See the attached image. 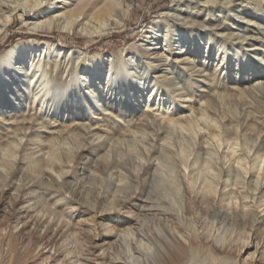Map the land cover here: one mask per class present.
Segmentation results:
<instances>
[{
    "label": "bare ground",
    "instance_id": "1",
    "mask_svg": "<svg viewBox=\"0 0 264 264\" xmlns=\"http://www.w3.org/2000/svg\"><path fill=\"white\" fill-rule=\"evenodd\" d=\"M171 1L176 6H184L183 4L186 3L188 7L193 4L192 9L189 12L185 11L188 20L180 23L176 32L171 30L169 22L177 19L166 14L164 22L167 29L164 30L155 24L146 30L141 38L144 43L133 46L140 51L142 57L147 59L163 57L154 64L147 63L148 70L144 72L145 74L137 70L129 72V64L121 52L109 63L98 68L94 63V57L90 59L92 63L87 64L90 61L86 62L83 50L72 49L49 39L31 38L18 41L0 57V141L2 136L6 137L0 145L3 144L8 150L6 154L8 158L0 159V167L4 168L0 169V204L6 205L2 207L3 209L0 208V213L4 215L6 227H8L6 236L13 237L15 232L12 229L21 224L20 233L26 229L30 236L39 239V246L44 244L43 248L52 246L47 250L45 259L54 260L53 255H61L60 251L65 253L60 264L74 262L75 264H194L193 255L197 245L200 244L211 251V253L208 252L209 255L205 253L208 256L204 257L201 264H257L259 260L264 264V231L255 243V250L247 252L251 247L250 237L257 231L258 215L264 214V153H260L264 147V130L259 129L260 124L256 118L254 120L250 118L254 122L250 132L258 133L260 138L258 143L249 144L250 149L243 148V145L248 144L245 133L248 127L243 125L245 118L239 117L236 120V129L235 125L228 128L217 115L221 110L222 102L219 104L215 96L184 91L186 85L192 89L191 75L193 73L198 76L204 75L205 67L210 65L214 55H217L221 62L226 59L225 67H223L226 70L221 80L215 82L213 88L216 90L223 88L225 78L232 79L236 78L234 74L245 73L239 78L250 79L249 85L242 87L240 96H235L233 103L240 106L249 105L259 117L264 118V68H252L250 66L254 61L252 58L245 61L244 56L237 50L230 52L228 47L222 45L231 38L232 32L224 35V31L232 29L230 24L217 19L204 22L206 17L200 20V14L204 11L207 15L220 9L218 13L224 11L227 15L232 10L237 11L236 7L241 6L242 2L238 3L237 0ZM125 3L126 0H0V35L11 24L14 14L18 11H21V17H25L23 19H30L27 25L41 32H68L73 36L88 38L112 31L120 32L127 26L132 12L131 7ZM246 6L244 5L234 14L235 22L244 23V19H247L249 15L248 6ZM250 18L245 21V24H248L254 16ZM204 24H208V27ZM258 26H256L258 32L264 36V32ZM218 36L223 41H216ZM262 42L264 44V41ZM152 50L154 51L151 52ZM127 52L131 51L128 49ZM51 53L62 56H70L74 53L77 55L76 64L65 63V60H62L58 69L55 71V67L51 71L44 66V62H41V59H46V56L49 58ZM168 57L171 58L170 61L165 60ZM183 64H189L190 67L186 68ZM234 65L236 68H231ZM132 67L136 69L135 66L132 65ZM174 67L181 71L170 84L165 75H156L158 72L174 73L170 72ZM228 70H235V72L232 75L227 72ZM65 71L66 76L70 75V80L63 78ZM207 74L206 72L205 75ZM160 77H164V80H160ZM47 78H51V86H42V82ZM176 82L181 84V87H177L178 93L174 88L165 87L168 84L176 85ZM255 84H258L256 88L260 94L255 92ZM34 85H37L35 92L29 93ZM64 97L65 105L63 107L56 105L57 98L59 100ZM101 101L110 111L101 114L95 110L96 119L91 117L89 125L83 126L73 121L68 129L63 128L56 134L50 133L51 137L46 139L48 143L43 144L45 140H33L35 134L41 135L40 128L47 125L42 124L36 127V120L48 121L50 111L52 114L61 109V116H64L62 109L65 110L67 107L65 111L69 112V115L86 118L87 114ZM24 105L29 108L27 114L20 113ZM116 111L121 112L122 115L128 112L131 117L135 116L131 125L135 130L118 129L122 123L115 119L113 114ZM138 112L141 113L138 115ZM12 118H16L15 123L6 122ZM92 123L98 124L95 127L97 129L101 126L110 127L113 135L123 136L126 132L140 133V136H148L149 140L154 142L136 173L133 172L134 168L133 170L128 168L127 164L120 160L121 158L115 157L113 147L106 151L107 142L104 139L94 142L95 139H100V135L94 141H90L96 134H91ZM261 124L264 129V119ZM7 126L11 130L3 132ZM16 132H19L18 138L14 136ZM69 133L73 134L69 135ZM170 135L172 137L188 135L196 140L197 155L195 154L193 162H188L190 161L188 158L180 157L176 160L178 161L176 165L173 163L174 159L171 163L172 168H179V171L175 170L174 173L177 171L176 175L180 177L182 184L185 212L189 217L192 215V221L199 224L198 228L190 229V232L185 231V224L172 213V210L169 213L162 209L163 206L155 207L156 204L164 203L168 204V207L172 206L170 194L176 193L178 187L173 185V176L168 173L169 171L163 170L165 162L164 165L160 162L155 164L153 162L157 158L152 160V155L157 151L154 145H161L163 148L173 146ZM22 139H24L23 142H21ZM56 139L59 141L67 139L66 144L72 145H66L68 149L63 148L64 150L60 152H50L53 147L50 148L49 143ZM14 142L15 145L12 144ZM57 143L59 144L58 141ZM239 145H241L240 148H238ZM32 146L39 149L30 152L33 150ZM203 148H213L219 153L221 164L215 166L216 173L205 171L211 167V161L203 155L198 156ZM43 149L47 151H43L39 156H33ZM181 150L180 148V152ZM93 151L96 152L97 159L82 161L85 155ZM211 154L209 156L213 155ZM183 155L185 156L182 152ZM195 163H203L204 166L198 169L194 167ZM64 165L66 167L62 169ZM154 166L155 170L152 173L149 172V169ZM79 170H82L84 178L89 180L99 178L102 174L112 175L119 172L118 181L123 180L122 170L123 175L136 183L116 185V190L122 194L116 195L113 204L99 209L98 213L92 211L95 216H108L117 211L118 207L121 209L132 205L133 199L143 202V210L136 213L135 218H129L128 215L118 218L115 223L106 225L104 231L99 234L90 224L93 218L90 221L83 219L81 222L78 220L70 223L57 216L54 211L45 213L42 209L43 205L39 208L34 206V203L41 199V194L44 195L47 192L49 195L56 191V188L71 194L77 193L69 187L67 179L76 175ZM52 171L62 178L61 181H58L57 177H52ZM35 174H41L45 181L37 179ZM16 180H20L21 183L17 184L15 192L4 197L6 189L10 185L15 186ZM32 185H44L41 187L43 188L41 194L39 192L33 194ZM229 185L233 186L229 193L233 196L230 201L224 203L227 199L224 197L227 192L225 189ZM243 185L247 187L245 191L241 190ZM96 202H99V198H96ZM76 204L90 210L94 207L85 205L82 201H76ZM136 205L140 206V204ZM226 210H229L232 215L230 218L226 217L224 212ZM79 223L86 227H80ZM87 233L93 234L95 246H91V250H86L90 255L88 258L84 256L81 258L68 245L74 244L80 235ZM236 236L239 241L240 257L238 261L232 263L230 260L232 258L227 254ZM103 239L108 241L99 244ZM216 242L219 244L217 245ZM119 248L124 256L112 257L116 256L114 253ZM215 253L223 254L219 258L222 260L214 261Z\"/></svg>",
    "mask_w": 264,
    "mask_h": 264
},
{
    "label": "rangeland",
    "instance_id": "2",
    "mask_svg": "<svg viewBox=\"0 0 264 264\" xmlns=\"http://www.w3.org/2000/svg\"><path fill=\"white\" fill-rule=\"evenodd\" d=\"M221 1L223 2V0ZM237 2L238 3L242 2V5L241 6L238 5V7H236L237 11H233V10L230 11V14H227L228 16L225 15L224 11L221 13H218L217 11L220 9H216L214 12H211L207 15H205V11L202 12L200 14V20L206 17L204 22H208L209 19H213V20L217 19L219 21H225L228 24H230V26H232V29L230 31H224V35H226L228 32H232V35H230L231 38L228 41H226V43L224 42L225 44L222 43V45L225 46L226 48L228 47L230 52H234L233 50H237L239 54L244 56L245 61L252 58L254 60L252 64H250L252 68L254 69L262 68L263 69L264 68V44L262 41H264V36L258 32L256 26L260 25L258 26V28L262 32H264V0H243V1L237 0ZM125 5L130 6L132 9L131 16L127 22V26L120 32L112 31L109 33H104L101 35L94 36L92 38L77 37V36H73L69 34L68 32L54 31V32L46 33V32L38 31L36 29H32L30 25H27L30 19L29 18L23 19L25 17H21L20 15L21 11H18L14 14V19L11 22V24L5 30H3V32L0 35V57L13 44H15L18 41H26L31 38L32 39L33 38L49 39L53 41L54 43L65 45L72 49H76L79 51L83 50V56L86 59V62L90 61V59L94 57L95 58L94 63L96 64L98 68L109 63L112 58H114L115 56L118 55L119 52H121L122 55L124 56V59L129 64V72H135V70H137L141 74H145L144 72L148 70L146 69L147 63L154 64L156 63V61H159L161 58L163 59V57H159L156 59H147L146 57H142L140 51H138L136 47L134 48L133 46L136 44L138 45L142 43L143 41L141 38L143 37V35H145L146 30L150 29V27L154 26L155 24H158L164 30L167 29L168 27L165 28L166 23L164 22V16L166 14H168L169 16L172 15L174 19H177V20L169 22L171 30L173 32H176V30L179 28V24L188 20L187 13H185V11L189 12L192 9L193 4L187 7L186 3L183 4L184 6H176L171 0H126ZM244 5L248 6V7L246 6L248 8V15H249L247 19H249L251 16H254V18H252V20H250L248 24H245V21L247 19H244V23L234 21V14H236L240 8H243ZM243 17L244 15L242 16V18ZM251 23H253L256 26L253 28L254 25L251 26L250 25ZM204 25L205 27H208V24H204ZM243 37H245V39H243ZM216 38H217L216 41H219V42L223 41V39H221L220 36ZM230 40H232V42H229ZM128 49L129 51H131L130 53L127 52ZM153 51L154 50H152L151 52ZM76 56L77 55L74 53L70 54V56L68 55L62 56V55H57V53H51L49 58H47L46 56V59L44 60L41 59V62L42 63L44 62V66L45 67L47 66L48 69H50L51 71H53V69L56 67L55 68V71H56L58 69V65L63 62L62 60H65V63L69 62L72 64H76V61H77ZM165 60L170 61L171 58L168 57ZM225 61L226 59H224L221 62L220 58H218L217 55H214V59L210 61V65L205 67L204 75L198 76L196 75V73L195 74L193 73L191 75L192 76L191 81L193 83V86L191 87L192 89H189V87L186 85L184 87V91L189 90L191 94H200V95L210 94V95L215 96L219 104L220 102H222L223 104V105L220 104L221 110L218 111L217 115L219 116L220 119H222V121L225 122L226 127L228 128H232L235 125L234 128L236 129L237 128L236 120L239 119V117L245 118L243 125L248 127V129L245 130L248 144L243 145V148L250 149L248 147H250V145L253 143H258L259 138H260L258 133L250 132L251 131L250 127L254 125L253 124L254 122L251 121V119L254 120V118H256L257 122L260 124L259 129L264 130L263 127L261 126L262 125L261 122L263 121L264 118L259 117L258 113L255 110H253V108L249 107V105L240 106V104L233 103V98L235 96L236 97L240 96V91L242 87L249 85L250 79L241 80L239 78L245 73L239 72L238 74H234L235 70L234 71L228 70L227 72L232 75L234 74L233 76H235L236 78H232V79L225 78L224 79L225 87L217 89V90L213 88L215 82L221 80L224 74V71L226 70L225 68H223L225 67ZM91 63L92 62L90 61L87 64H91ZM132 65L135 66L136 69H134ZM183 65L186 68L190 67L189 64H183ZM231 68H236V67L234 65ZM171 70L173 71H170V72H174V73L158 72L156 73V75L157 76L165 75L168 78L166 80H169L168 83L170 84L172 81L175 80V78H177L178 73L181 71L179 70V68L177 69L176 67L172 68ZM206 72L208 73L207 75H205ZM219 72H221L220 75H219ZM63 74H64L63 75L64 79L66 78L67 80H70V75L66 76V71L65 73L63 72ZM29 77H31V75L28 76V79ZM160 80H164V77H160ZM169 84L165 85V87L169 89L174 88L176 93L179 92L177 90V87H181V84H179L178 82H176V85L175 84L169 85ZM36 86L37 85L32 86L30 88L29 93L35 92ZM42 86H51V78H47L44 82H42ZM256 87H258V84H255V92L260 94ZM63 99H65V97L59 100L57 98L56 105L63 107L65 105L63 103ZM98 104L99 105L97 107H94V109H92L87 114L86 118L85 116H82L80 118L77 115H73V116L69 115V112L65 111L67 110V107L65 108V110L62 109V115L64 114V116H61V109L57 110L56 112H53L52 114H51L52 111H50V114H49L50 119L48 121L43 122L41 119L36 120V125H37L36 127L42 124L43 125L47 124V125L45 127L40 128V130H42L41 135L35 134V136L33 137V140H45V142H42V143L43 144L48 143L46 139L51 137L52 134L50 133L56 134V133H60V131L63 128L65 130L68 129V127L72 126L71 124H73L72 123L73 121L78 122L79 124H82L83 126L89 125V123H91L89 122L91 117H93L94 120L96 119L95 110H98V112H100L101 114H105L106 112L110 111V109H106V107L103 106L102 101L98 102ZM111 110L114 111V109H111ZM21 112H24L26 114L29 112V108L27 107V105L26 106L24 105L20 109V113ZM140 113L141 112H138L137 114L139 115ZM113 115L116 120L122 123V125L120 124L118 126V129L125 128L126 131L135 130V129H132V126H131L134 119L136 118L135 116L131 117L128 112L122 115L121 112L117 113V111L114 112ZM224 117L226 118L229 117V118L223 119ZM14 119L16 118L8 119L6 122L15 123ZM97 125L98 124L92 123L91 134L93 133H96V134L93 135L90 141H94V139L98 135H100V139L97 138L95 139L94 142L102 141L104 139V141L107 142L105 145L106 151H108L109 149L113 147V154L115 155V157L117 159L121 158L120 160L124 161L125 164H127L128 168H131L132 170L134 168L133 172L136 173V171L138 170L140 166V163L144 162L146 155L148 153V150L152 147L154 142L149 140L148 136H144V135L140 136L141 135L140 133L130 134L129 132H126V134H124L123 136L121 134L113 135L112 129L110 127L101 126L100 129H97L95 128ZM10 130L11 128L7 126V129H5L3 132H7V131L9 132ZM18 133L19 132L14 133V136L15 137L17 136V138L19 137ZM71 134L73 133H69V135ZM11 136L13 135L11 134ZM170 136H171L170 141L173 143L171 145L173 146L169 148H163L161 147V145H157V144L154 145L157 151L156 153L152 155V160L157 158V160L153 162L155 164L160 162L161 164L164 165V162H165V165H164L165 167L163 170L167 172L169 171L168 173L173 176L172 178L173 180L172 182L174 183L173 185L174 186L177 185L178 187L176 186L177 187V190L175 191L176 193L170 194L172 203H173L172 206L168 207V204L165 205V203L163 205L162 204L157 205L155 202L156 204L155 207L161 208L162 206L163 207L165 206L164 208L162 207V209L165 211H168L169 213H171V210H172V213L176 214L178 218H180L179 220H181L185 224L186 226L185 231L190 232L191 231L190 229L198 228L199 224L195 223V221H192L191 219L192 215L189 217V215H187L185 212V201L182 195V184L180 183L181 182L180 177L176 175L177 171H179V168L177 167L176 169L172 168L171 163L175 160L173 163L174 165H176L178 163V161L176 160H178L180 157L188 158L190 160L188 162H193L195 154L197 153L196 152L197 148L195 144L196 140L188 135H182V136L176 135L177 137H172V135ZM5 138L6 137L2 136L0 142L4 141ZM172 138L174 139L176 138L175 142H174V139ZM23 140L24 139H22L21 142H23ZM57 141L59 142L60 145L57 143ZM66 142H68L67 139H65V141L63 139L62 141H59V139L58 140L56 139V141H52L51 143H49V147L50 148L53 147L50 150V152L52 151L60 152V151H63L64 149H68V146H71L72 144H66ZM12 144L15 145L16 143L14 142ZM158 144H160V142H158ZM32 147H33V150H31L30 152H35L39 149L36 146H32ZM240 147L241 145H239L238 148ZM1 148H5V149L3 150ZM6 148L7 147L4 146L3 144L0 145V159L8 158V156L6 155L8 150H6ZM180 148L182 149L181 152H180ZM213 150H214L213 148L211 149L203 148L202 151L198 153L199 154L198 156L200 157L203 155V157L208 158L211 161L212 168L209 167L205 171L209 170L212 173H216L217 171H216L215 166L216 165L219 166L221 164V159H220L219 153L216 150L214 151ZM43 151H47V149H43L41 152H36L35 154H33V156L34 157L39 156L40 154L43 153ZM182 152L183 154H185V156L184 155L182 156ZM251 153L252 151L250 152V154ZM260 153H264V147ZM110 154H111V150H110ZM210 154L212 156H209ZM45 155H47V153ZM209 157H211L212 160ZM91 158H95V159L98 158V156H96V152L93 151L85 155L82 161L88 162V160H90ZM202 164L195 163L194 167L201 169L204 166ZM65 167L66 166L64 165V167H61V168L64 169ZM0 169H4V168L0 167ZM153 170H155V166L151 167L149 169V172L152 173ZM175 170H177L176 173H174ZM1 171H4V170H1ZM122 172L123 171L121 170V174H122L121 176L123 177L122 181H118V179L120 178L119 172H116L112 175L102 174L100 175L99 178L89 180V179H85L84 176L82 175V170H79L78 172H76V175H72L70 178L67 179L69 187H72V190L77 192L74 194H71L70 192H64V190H61L60 188H56V191L52 192L51 194L48 195V193L46 192L43 195L40 192L43 191V188L41 187H44V185H32L31 188L33 190V194H36L39 192L42 195L41 199L37 201L36 203H34V206L36 208L44 206L46 209L44 207L42 209L44 210L45 213L54 211L57 216H60L64 220H68V222L70 223H74L75 221H78V220L81 222V220L83 219H89L90 221V219L93 218V221H90V224L94 226L96 232H99L100 234L104 231V227L106 225L115 223V221L118 218L125 217V215H128L129 218H135L136 213L138 214L139 212H141V210H143L142 208L143 202H138L135 199H133L132 205H127L126 207L121 208V209L118 207L116 208L117 211H114L108 214V216L102 215L100 217H97L94 215L95 211H97L98 213L99 209H102V208L104 209V207L112 205L115 198L117 197L116 195L122 194L121 192L116 190V185L136 184L132 182L131 179H129V177H126L125 175H123ZM35 175L37 179L40 178V179H43V181H45L44 177L41 176V174H35ZM18 177L20 178V176ZM52 177H57L58 181H61L62 179L57 176V173L55 171H52ZM15 182H16L15 186L10 185V187L6 189L4 197H6L8 194L15 192L17 184L21 183L20 180H16ZM109 183H110V186H109ZM246 188L247 187L243 185L241 190L245 191ZM232 189H233L232 185H229L225 189L227 192L224 197L227 199L224 201V203H227L228 201H230L231 197L233 196V194H229L230 190ZM96 198H99L98 203L96 202ZM76 201H82L85 205L94 206L93 210L86 209L85 206L81 207V205L76 204ZM216 201L217 200H215V202ZM47 203L48 204L50 203V204L48 205ZM136 204H140V206ZM2 207L4 208L6 207V205L3 206L2 204H0V208ZM145 210H147V208H145ZM224 212H226V217L230 218L232 216L229 213V210H226ZM3 216L4 215L0 213V264H60L61 260L64 258L65 253L63 251H60L59 253H61V255L59 256L53 255L52 257L54 260H51L50 258L45 259L48 254L47 250L51 249L52 246H47L46 248H43L45 244L43 246L42 245L39 246L38 244L39 239L30 236L26 229L23 230V233L22 232L20 233V229L22 227L21 224H18L16 227L12 229L15 232L13 237L6 236L8 232V227H6L5 219ZM188 219H189V222H188ZM80 224L81 223L78 224L80 227L84 226V224H81V225ZM256 228H257L256 233H254L250 237V241L252 242H251V247L247 252H253L255 250V243L259 239L258 237H261L262 232L264 231V214L260 216L258 215V220L256 222ZM257 234H259V236H257ZM237 238H238L237 236L236 238H234L235 242L233 243V245L231 246L229 250V253L227 254L228 256H230V258H232L230 259L232 263L238 261L240 257L239 244H238L239 241L237 240ZM105 241H108V239H103L102 241L99 242V244H102ZM218 244L219 243H217V245ZM70 246H71V249L75 250L76 254H79V257L82 258V256H84L88 258L90 255L87 254L88 251L86 250H91L92 249L91 246H95L94 236L91 233H87L84 235L82 234L80 235L79 239H77L74 244L68 245V247ZM209 250L210 249L208 248L206 249L204 246H202V244L197 245L196 250L193 255V258H194L193 263L201 264L202 263L201 261H203L204 257L206 258L211 253V251ZM260 250L262 249L260 248ZM205 253L208 255H205ZM115 254L116 256H112V257L118 258V257L124 256L121 248H119L118 251L114 253V255ZM222 255L223 254L215 253L214 261L222 260V259H219L222 257ZM69 256H71V254ZM255 256L257 259L259 258L256 253H255ZM102 261H107V260H102ZM73 264H75V262ZM257 264H263V262L259 260Z\"/></svg>",
    "mask_w": 264,
    "mask_h": 264
}]
</instances>
